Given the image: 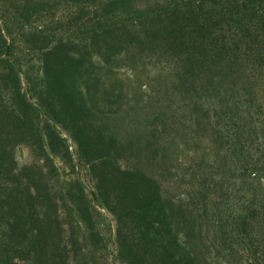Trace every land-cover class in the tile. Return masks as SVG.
<instances>
[{"label": "rangeland", "instance_id": "rangeland-1", "mask_svg": "<svg viewBox=\"0 0 264 264\" xmlns=\"http://www.w3.org/2000/svg\"><path fill=\"white\" fill-rule=\"evenodd\" d=\"M92 1L0 0L23 16L0 40L8 264H173L162 227L185 264H264V65L185 70L159 39L100 38Z\"/></svg>", "mask_w": 264, "mask_h": 264}, {"label": "trees", "instance_id": "trees-1", "mask_svg": "<svg viewBox=\"0 0 264 264\" xmlns=\"http://www.w3.org/2000/svg\"><path fill=\"white\" fill-rule=\"evenodd\" d=\"M4 9L8 13L9 9ZM4 9L0 6V12ZM16 11L15 24L11 20L10 26L0 23V40L6 49L8 35H12L6 30L19 25L23 17ZM86 17L98 20L100 27L92 31L100 38L113 34L122 39L144 35L159 39L164 50L185 70H227L241 59L264 65V0H164L147 9L141 8L137 0H94L86 7ZM0 58H5L2 61L10 72L16 69L10 54L0 50ZM162 229L155 228L151 235L163 245L158 250L164 249L176 261L173 264H185L170 230ZM8 260L0 243V263L8 264Z\"/></svg>", "mask_w": 264, "mask_h": 264}]
</instances>
